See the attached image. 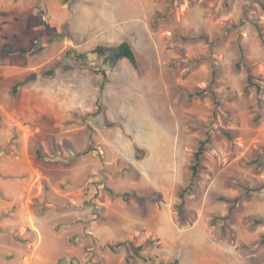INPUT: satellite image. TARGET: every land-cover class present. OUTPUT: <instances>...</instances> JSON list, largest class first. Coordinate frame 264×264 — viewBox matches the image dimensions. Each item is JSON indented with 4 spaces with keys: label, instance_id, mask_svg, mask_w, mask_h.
Listing matches in <instances>:
<instances>
[{
    "label": "rangeland",
    "instance_id": "obj_1",
    "mask_svg": "<svg viewBox=\"0 0 264 264\" xmlns=\"http://www.w3.org/2000/svg\"><path fill=\"white\" fill-rule=\"evenodd\" d=\"M239 44L264 77V0H0V264H126L105 248L125 240L152 241L155 264H264V188L237 185L264 186V163L249 164L264 155V92L261 110ZM86 67L106 71L103 92ZM217 196L241 203L213 225L230 211Z\"/></svg>",
    "mask_w": 264,
    "mask_h": 264
},
{
    "label": "trees",
    "instance_id": "obj_2",
    "mask_svg": "<svg viewBox=\"0 0 264 264\" xmlns=\"http://www.w3.org/2000/svg\"><path fill=\"white\" fill-rule=\"evenodd\" d=\"M259 36H261V33L259 32ZM200 39L204 40L207 42V44H211V40L209 38L208 35H201L199 36ZM190 37H182V40L187 41L189 40ZM99 49H103L104 51L109 50V47H99ZM239 49H240V58L238 60V62L236 63V69L240 70L242 69V67H245L247 70V78H246V86H245V92H248L250 89H255L256 94L258 96V102L257 105L259 106V108L262 110L263 109V92H264V77L260 76V75H256L254 73V64H252L246 57L245 53H244V48L241 44H239ZM114 52L119 56L120 59H126L130 62V64L136 69L139 70L140 68V61H139V55L138 53L135 51V49L133 48V46L131 45L130 42L128 41H123L118 45H115L113 47ZM66 56L71 58L74 62L75 65L77 64L78 67H84L86 65H84L85 60L87 58V54L86 53H81L76 49H70L66 52ZM181 60L182 61H187V57L184 56V53H181ZM206 60L205 58H201L198 60V62H202ZM87 68V67H86ZM88 70H90L91 72H93L94 74H96L100 79H101V86H100V91L103 92L105 85L108 81V74L106 73V71L104 70H100V69H96V68H87ZM52 74V73H49ZM217 81V71L216 68L213 66L212 68V75H211V82L210 85L208 87V91L214 96V98L218 99V94L217 92L214 90V86L216 84ZM20 86V84H16L13 88V94L17 93L18 87ZM202 94V93H201ZM199 94V95H201ZM97 116H100V113L97 114ZM261 118V114L258 115L257 120ZM227 135L229 136V134L227 133ZM209 142V136L207 135V138L205 140H201L199 142V147L198 149L194 152L193 154V159H192V165L190 166V171H191V175H190V181L189 184L186 186V188L183 190L182 194H181V198H182V202L178 205L179 208V214L182 218V221H186V217H185V212L186 210H184L183 206L186 202V198L187 195H190L197 183H198V175L202 169V162H203V157L207 152V144ZM38 156L40 158H42V156L40 155V153H38ZM264 163V155L263 156H259L255 159H253V161H250L249 164H253L255 165L257 168H261L263 166ZM237 185L242 188L245 193L249 194V193H253V192H258L260 190H262L264 188V186H260L257 188H250L246 185L243 184H238ZM116 196L123 198L125 201L128 200V198L130 197H135L137 198V200L143 202L145 199H147L146 197H144L143 195L136 193V192H125V193H114ZM157 198H160V195H157ZM217 201H221V202H225L227 204L230 205V211L229 214L225 217H215L211 223L214 225L217 221H228L231 218V214L232 211L234 209H236L240 203H241V197H237V198H228L225 196H217L216 197ZM262 222V221H261ZM264 223V221H263ZM224 230V229H223ZM224 232V231H223ZM152 244V241L148 240L145 243L141 244V245H136L134 243L133 240H125V241H120L114 244H107L105 246V248H108L110 251L112 252H117L119 251L121 248H126L128 251V255L126 257V264H136L135 261L136 259L140 258L142 260H144L147 264H155V261L153 258L151 257H147L144 256L142 254V251L145 247H147L148 245ZM257 245H263L264 244V235L261 237V239L256 243ZM158 264H179L177 260L170 262V263H165V262H159Z\"/></svg>",
    "mask_w": 264,
    "mask_h": 264
},
{
    "label": "water",
    "instance_id": "obj_3",
    "mask_svg": "<svg viewBox=\"0 0 264 264\" xmlns=\"http://www.w3.org/2000/svg\"><path fill=\"white\" fill-rule=\"evenodd\" d=\"M139 155H137L138 159H142L143 158V151L141 149H137Z\"/></svg>",
    "mask_w": 264,
    "mask_h": 264
},
{
    "label": "crops",
    "instance_id": "obj_4",
    "mask_svg": "<svg viewBox=\"0 0 264 264\" xmlns=\"http://www.w3.org/2000/svg\"><path fill=\"white\" fill-rule=\"evenodd\" d=\"M117 30H119V29H115V30H114V35H111L113 38H112V39H109L110 41L113 40V39H115V36H116V33H115V32H116ZM122 42H123V41H122ZM120 43H121V42H120ZM120 43H119V44H120ZM131 45H132V44H131ZM133 48H134V47H133Z\"/></svg>",
    "mask_w": 264,
    "mask_h": 264
}]
</instances>
